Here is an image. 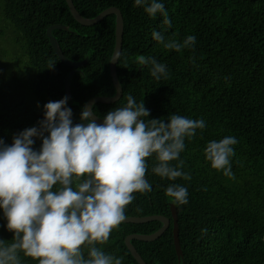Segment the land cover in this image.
Returning <instances> with one entry per match:
<instances>
[{"label":"trees","instance_id":"obj_1","mask_svg":"<svg viewBox=\"0 0 264 264\" xmlns=\"http://www.w3.org/2000/svg\"><path fill=\"white\" fill-rule=\"evenodd\" d=\"M6 20L14 29L24 52L26 70L41 107L9 98L10 83L0 79V138L12 143L13 134L44 118L43 106L68 97L73 122H80L82 107L97 97L116 94L111 61L116 48L115 15L93 27L79 24L66 0H2ZM86 19L117 8L124 19L123 49L117 65L123 96L114 104H96L99 118L127 104L128 95L144 102L149 119L168 122L172 114L204 119L207 127L185 141L180 154L182 171L190 179L175 181L153 173L159 162L146 158V179L152 191L135 193L126 207V217L164 216L171 220L169 230L157 241L132 244L146 264H264V0H162L172 27L164 31L163 16L150 18L134 0H73ZM64 56L72 63L87 64L78 69L64 64L56 54L48 30ZM161 31L165 42L183 44L188 35L196 37L194 47L180 51L165 48L151 33ZM155 58L166 65L167 78L156 80L151 63L142 66L140 58ZM53 68H50L54 64ZM71 74L69 97L66 80ZM25 73L12 79L22 84ZM1 78V76H0ZM17 82V83H19ZM16 83H14L15 85ZM3 86H6L5 88ZM145 120L148 118L145 117ZM234 136L235 155L231 158L234 177L223 175L205 160L209 141ZM41 141L36 140L38 150ZM173 166L179 161L170 162ZM179 184L188 189V203L176 204L166 196V188ZM179 218L183 260L179 263L174 243L171 206ZM0 211V239L12 243ZM161 222L121 223L105 244L96 247L122 259V264H138L126 246L130 235H151ZM85 258L88 245H82ZM21 264H38L20 253Z\"/></svg>","mask_w":264,"mask_h":264},{"label":"clouds","instance_id":"obj_2","mask_svg":"<svg viewBox=\"0 0 264 264\" xmlns=\"http://www.w3.org/2000/svg\"><path fill=\"white\" fill-rule=\"evenodd\" d=\"M134 5L143 7L150 18L161 14L164 31L172 27L162 0H134ZM151 36L176 51L196 44L194 35L183 44L165 42L161 31L154 30ZM120 55L116 50L111 62H119ZM149 63L156 80L167 78L166 65L155 58H140L142 66ZM67 103V96L46 103L38 126L13 134L10 145L0 138V211L13 233L10 244L0 239V264H21L20 253L38 264H122L121 258L96 244H105L126 219L134 193L152 191L146 158L155 155L159 163L152 171L162 178L190 179L181 170L180 154L186 139L207 127L204 119L177 114L170 115L167 123L149 119L144 102L128 95L126 106L109 111L103 123L96 122L95 107L86 104L80 122L74 124ZM36 140L42 142L38 150L33 147ZM237 143L234 136L209 141L205 160L223 175L234 177L231 158ZM172 161L179 163L173 166ZM188 195L179 184L166 188V196L178 205L187 204ZM82 245L89 246L87 258Z\"/></svg>","mask_w":264,"mask_h":264},{"label":"water","instance_id":"obj_3","mask_svg":"<svg viewBox=\"0 0 264 264\" xmlns=\"http://www.w3.org/2000/svg\"><path fill=\"white\" fill-rule=\"evenodd\" d=\"M71 14L75 18V20L85 26V27H93L101 23L105 18L115 15L117 17L116 19V48L115 52L120 51L122 53L123 49V39H124V19L121 11L117 8H111L108 9L104 12H102L100 15H98L96 18L93 19H86L81 16V14L77 11L73 0H66ZM64 28L63 26L57 25L53 26L48 30V36L50 38L51 44L56 51V54L58 57L61 59V61L68 65L71 68L78 69L80 67H83L84 65L87 64L88 60L83 62V63H72L69 61L65 56L64 53L62 52V49L60 48L59 44L57 43L56 39L53 37L52 32L55 29H62ZM114 52V53H115ZM114 56V55H113ZM121 56V55H120ZM120 59V57H119ZM119 62L113 63L111 62V75L112 79L114 82V85L116 87V94L113 97H97L88 102V104L95 106L96 104H114L117 103L118 101L121 100L123 96V87L122 84L119 80L118 77V70H117V65ZM70 78L71 74L68 76L66 80V92L68 96L70 97L71 91H70ZM119 90V91H117ZM97 123H103V118H99L98 116L95 118ZM135 194V193H134ZM171 211H172V218H173V223H174V229H173V235H174V243H175V248L177 252V256L179 259V263H182L184 254L182 250V246L180 243V229H179V218H178V212L177 208L175 205L171 206ZM161 222L163 224L162 228L151 235H141V234H135V235H130L126 239V246L128 250L131 252L132 256L136 259L138 264H146V262L143 260L142 256L138 253L137 249L135 246L132 244L134 240L142 241V242H154L160 239L171 227V220L167 217L164 216H150V217H126V219L122 222L124 224H146V223H151V222Z\"/></svg>","mask_w":264,"mask_h":264},{"label":"rangeland","instance_id":"obj_4","mask_svg":"<svg viewBox=\"0 0 264 264\" xmlns=\"http://www.w3.org/2000/svg\"><path fill=\"white\" fill-rule=\"evenodd\" d=\"M24 67V52L18 44L14 29L5 18L4 2L0 0V79L3 80V75L4 83H10V86H3L7 88L6 93H9V98L24 100L38 109L41 103L31 86L34 77L28 71L23 70ZM22 73L27 75V77L24 76L22 84L18 79L14 80L15 85L12 84V79L16 76L21 78Z\"/></svg>","mask_w":264,"mask_h":264}]
</instances>
